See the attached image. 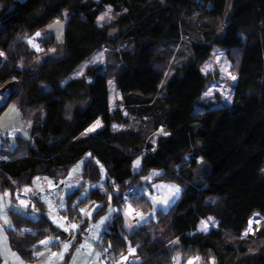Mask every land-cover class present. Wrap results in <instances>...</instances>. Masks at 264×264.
Listing matches in <instances>:
<instances>
[{"label": "trees", "instance_id": "1", "mask_svg": "<svg viewBox=\"0 0 264 264\" xmlns=\"http://www.w3.org/2000/svg\"><path fill=\"white\" fill-rule=\"evenodd\" d=\"M106 7L113 21L99 26ZM63 13L61 43L35 37ZM181 45L187 59L164 81ZM104 47L117 49L112 76L89 67L73 77ZM213 47L223 49L236 79L229 105L203 107L207 79L199 66ZM54 49L59 53L46 58ZM0 51V87L17 81L9 103L28 122L26 141L19 139L11 151L0 144V190L13 203L15 189L27 192L36 177L63 180L86 157L83 184H97L101 169L106 174L104 191L92 188L87 201L118 209L96 243L110 258L120 261L130 248L136 264H174L177 255L203 264H264V221L253 238H242L252 216L264 218V0H0ZM110 79L128 116L166 133L154 146L145 133L111 130L126 119L110 111ZM96 120L102 127L86 134ZM151 171L159 172L154 181L178 185L180 196L156 212L152 226L128 234L121 215L127 207L120 204L134 187L131 212L149 210L136 184ZM77 194L65 197L64 216L79 221L71 209ZM208 217L216 227L195 232ZM11 218V245L27 261L41 241L60 234L43 215L31 219L12 210Z\"/></svg>", "mask_w": 264, "mask_h": 264}, {"label": "rangeland", "instance_id": "2", "mask_svg": "<svg viewBox=\"0 0 264 264\" xmlns=\"http://www.w3.org/2000/svg\"><path fill=\"white\" fill-rule=\"evenodd\" d=\"M94 1L97 2L98 0H94ZM159 1L161 2L163 0H159ZM66 19H67V14L63 13L60 19L55 20L49 25H47L42 31L38 32L37 34L39 35L36 34L35 37L42 39L47 36H53L54 40L57 43H61L63 40V31H64ZM112 21H113L112 9L110 7H106L104 11L99 14L97 19V24L99 26L104 27V26H108V24H110ZM116 33L117 31L114 27H110L108 29V35L110 37H114ZM191 39H193L195 42L198 41L196 37H192ZM50 51H51L50 54L46 55V58L48 57L54 58L59 53V50L57 49ZM115 51H117V49L113 47L101 48L100 50L95 52L87 61H85L81 66L77 68L76 72L73 74V77H80L84 73V71L89 67H98L100 71L106 73L109 76H112L114 69H116L118 66L117 62L114 59ZM178 53L179 54H176L177 56L175 58H172L169 67L165 70L164 81H167L169 77H171L174 67L177 64H179L182 60L187 59L188 52L186 50V46L181 45L180 52L178 51ZM4 59H5V55L2 52V58L0 59V61L3 62ZM199 70L202 73V75L207 79V84L201 96L199 105L203 107H218L221 105H229L233 94L232 87L233 84L235 83L236 76L231 70V63L226 58L223 49L218 47H213L210 56L199 66ZM233 77H235V79H233ZM108 83L110 87L109 99H110L111 109L112 110L118 109L122 117L126 119L125 124L115 125L114 127H117L118 130H123V131H127V130L138 131L140 133H143V131H148L149 130L148 122L142 120L140 121L139 119L130 117L127 115L126 112H124L121 109V106L118 105L120 101V96L117 93V91L113 88L112 79H110ZM14 88H17V81ZM196 109L199 110L198 107ZM17 115L18 112L14 104L8 105L7 109L0 113V132L4 134V138L0 139V144L3 143L4 146H7L6 147L7 150H10L18 142L19 139H22L23 141H26L28 139V134L27 131L23 128L22 126L23 124L14 121ZM163 133L165 132L163 131ZM153 135L155 136L157 135V133L153 132ZM149 140H152L151 142H154L156 139H154V137L152 136L149 138ZM84 161L85 159L81 160L80 162H78L69 169L66 177L63 179V185H61L64 187L63 196L60 195L61 191L59 185H56L54 188H51V193L53 194V198L46 191L42 190L40 187H37L38 188L37 190L41 195L42 202L45 207L44 209L41 207H37L35 211L23 210L22 212L21 209L16 208L14 205L11 206V209H14L19 213L22 212V214H24L25 216L31 219H37L41 215H43L48 220L51 221V223L60 232V234L62 233L64 235L66 234L69 236L71 235V231H70L71 227L67 226L66 222H72V224H75L77 226L76 227L77 229L79 227L78 224L80 222L78 223L77 221H74L73 219H71L72 217L67 219L68 217L65 215V212L67 213V202L65 203V197L68 194L72 193L73 191L74 192L78 191L77 196L74 198V201L71 203V209L74 211V214L80 217L81 221H85L84 229L86 228L88 229V233L86 234V236L89 237L92 236L93 237L92 241L95 242V244L96 243L99 244L101 234L109 225V222L111 220L110 218L113 217L114 214H117L118 210L110 205H106L104 210L103 207L100 208L101 205H99L98 203L87 201L86 197L92 188L103 187L106 174L104 170L101 169L100 181L97 184H92V185H89L88 183L83 184L81 173H82V167ZM199 163L200 162H198V164ZM138 168H139V160L137 159L134 162L133 170L136 171L138 170ZM198 171H199L198 175H201L203 171V167L200 166ZM158 173L159 172L157 171H151V173L148 176L141 179V181L137 182L136 184L137 191L145 197L148 203H150L149 210H147L146 212L140 209L137 215L138 224L135 225L137 227L140 225L141 221L143 220L146 223L150 221V219L155 220L156 212L159 210H166L171 204V202L174 200L173 198H176L175 196H178V194H180L178 193L179 191L178 185L173 183L154 181L153 174H158ZM36 186L38 185L36 184ZM57 198L60 201V206L56 205L55 200ZM99 208L100 210L102 209L101 213L96 214ZM88 213H90V215ZM64 215L67 218L64 217ZM131 221L133 222L132 218ZM258 221H259L258 218L257 220L253 221L255 226L258 224ZM207 225L209 227L211 226V224L209 223H207ZM207 225L204 224V227H208ZM65 229L68 230L66 231ZM60 234H58V237H55L56 242L61 241L62 237L60 236ZM242 238L251 239L253 238V235L252 236L247 235L246 237L242 236ZM52 239L50 241H54ZM67 245L69 247L70 243L67 242ZM54 252L55 254L64 253L63 250H61V252L55 250ZM132 260L135 259L133 258ZM174 261H176V264H180L178 255L175 256ZM128 264H132V261H129Z\"/></svg>", "mask_w": 264, "mask_h": 264}, {"label": "crops", "instance_id": "3", "mask_svg": "<svg viewBox=\"0 0 264 264\" xmlns=\"http://www.w3.org/2000/svg\"><path fill=\"white\" fill-rule=\"evenodd\" d=\"M109 88L110 87H109V83H108V90L110 91ZM10 104H12V103H8L6 105V107H4L0 111V113L3 112L4 110H6L7 106ZM110 111H113V110L110 108ZM14 121H17V123L23 124L22 125L23 128L26 131H28V122L21 120L18 115ZM99 122H100L99 120H96L93 124H91L86 129L85 133L86 134H92V133L96 132L97 130H99L102 127L101 122L100 123ZM97 125H99V126H97ZM115 125L116 124H111V126H110L111 130L117 131V132L123 131V130H118L117 127H114ZM148 127H149V130H148L149 132L143 131V133H145L146 135L150 134V135H148V139L152 136L154 137V139H156L154 142H151L152 140H149L150 145L154 146L159 137L166 136V134L163 133L161 127L157 128V129H152L150 123H148ZM133 132L138 133V131H133ZM153 132L157 133V135L154 136ZM27 134H28V132H27ZM16 145H17V143L8 151H11ZM6 147L7 146H5V149L7 150ZM85 159H86V157H85ZM36 184L38 186H36ZM56 185L60 186V191H61L60 195L63 196L64 187L61 186V185H63V180L56 181V180L47 179L44 177H36L26 187V190L36 200L37 207H41L44 209L45 207L43 205L42 198H41L40 193L37 190L38 189L37 187H40L42 190L46 191L53 198V194L51 193V188H54ZM180 191H181V188L179 187L178 193H180ZM179 196H180V194H178V196H175L176 198H173L174 200L171 202V204ZM55 202H56L57 206H60V201L58 198L55 200ZM12 205H14L16 208L21 209L22 212H23V210H26L23 207L13 203L11 198H10V194L7 191L0 190V264H98V257H100V249H98L96 247L95 242L92 241V239H93L92 236L91 237L86 236V234L88 233V229L87 228L84 229V227H78V229L77 228H75V229L71 228L70 229L71 235H69V236L66 234L65 235L60 234L62 239L59 242L55 241L56 240L55 237H58V235H52V236L44 239L43 241L47 240L48 243L47 244L41 243L40 248L33 252V257H34L33 261H27V260L23 259L19 255V253L13 249V247L11 245V235H12L11 232L14 231L13 224H12V218H11V211L14 210V209H11ZM14 211H16V210H14ZM131 211H132V208L127 207L124 210V213L121 214L122 218H123V228L125 229V231L128 234L136 231L138 228H147V227H150L154 224L153 223L154 220L150 219V221H148L147 223L143 220V221H141V223L138 227L135 226L136 224H138V220L136 217L135 222L131 221V217H130V214L132 213ZM162 211H165V210H162ZM115 215L116 214H114V216ZM114 216L110 218L111 219L110 222L113 220ZM5 219H7L8 223H5ZM78 219H79V221H77V220H74V221H77L79 223L81 221L80 217ZM81 223H82V221H81ZM207 223L211 224V226L209 227L207 225ZM204 224H206L208 227H204ZM66 225L70 226V225H72V222H66ZM215 227H216V221L213 218L208 217L204 220H201L197 224L195 232L206 233L210 229L215 228ZM81 233H84L85 237L80 236ZM51 239L54 241H50ZM67 242H69L70 245L67 248V250H65L64 246L67 244ZM55 250H57L58 252H61V250H63L64 253L63 254L62 253L61 254L60 253L55 254V252H54ZM132 259L133 258L131 257V249L127 248L125 251V254H123L121 256L119 264H122V263L128 264L129 261H132V264H136L137 261L132 260ZM179 262H180V264H203L197 259H189L186 261H182L179 258ZM174 264H176V261L174 262Z\"/></svg>", "mask_w": 264, "mask_h": 264}, {"label": "built area", "instance_id": "4", "mask_svg": "<svg viewBox=\"0 0 264 264\" xmlns=\"http://www.w3.org/2000/svg\"><path fill=\"white\" fill-rule=\"evenodd\" d=\"M39 45H40L39 41L34 40L32 42V46H34V47H37ZM12 83H13V86L16 85L15 79L12 80ZM11 89H12V87H10V88L0 87V107L6 102L7 98L10 96ZM3 138H4V134L0 132V139H3ZM12 198L17 205L23 207L27 211H32L35 209L34 199L32 198V196L28 192H26L22 188L15 189L12 192ZM137 198H138V195H137V192L134 189V187H129L126 190L125 197H124L123 201L121 202L120 206L123 207V209H124L125 207L130 206L131 201L133 199H137ZM131 218H132L133 222L136 221V210H134L131 213ZM257 218L259 219V221H258V224L255 226L253 221L257 220ZM263 221H264L263 217H260L259 215L255 214L254 216H252L248 220L247 227L243 231L242 236H244V237H246L247 235L248 236H252V235L254 236L258 226ZM80 236L84 237V234L81 233ZM100 239H102V235H101ZM98 264H118V261L114 260L108 256L106 248L105 249L101 248L100 249V257L98 258Z\"/></svg>", "mask_w": 264, "mask_h": 264}, {"label": "water", "instance_id": "5", "mask_svg": "<svg viewBox=\"0 0 264 264\" xmlns=\"http://www.w3.org/2000/svg\"><path fill=\"white\" fill-rule=\"evenodd\" d=\"M7 85H8V86H12L13 83L8 82ZM15 92H16V88H13V90H12V94L7 98L6 102L0 107V111H1L4 107H6V105L9 103L11 97L15 94ZM122 264H125V263H122Z\"/></svg>", "mask_w": 264, "mask_h": 264}, {"label": "snow or ice", "instance_id": "6", "mask_svg": "<svg viewBox=\"0 0 264 264\" xmlns=\"http://www.w3.org/2000/svg\"><path fill=\"white\" fill-rule=\"evenodd\" d=\"M37 35H39V34H37ZM233 79H235V77H233ZM97 126H99V125H97ZM138 163V162H137ZM177 191H178V189H177ZM82 211H85V210H82ZM89 215H90V213H88ZM5 223H8V221H7V219H5ZM70 227L72 228V229H75L77 226L75 225V224H72V225H70ZM66 231L68 230V229H65ZM41 243H45V244H47L48 243V241H42ZM65 250H67V248H68V245L66 244L65 246ZM83 247V246H82ZM134 251V250H133Z\"/></svg>", "mask_w": 264, "mask_h": 264}, {"label": "clouds", "instance_id": "7", "mask_svg": "<svg viewBox=\"0 0 264 264\" xmlns=\"http://www.w3.org/2000/svg\"><path fill=\"white\" fill-rule=\"evenodd\" d=\"M9 82H11L12 83V80L11 81H9ZM2 87H5V88H10V87H12V89H11V94H12V90H13V88H14V86L12 85V86H8L7 85V83L4 85V86H2ZM10 94V95H11ZM130 217H131V214H130ZM137 217V216H136ZM79 224H81V221H80V223ZM82 234H84V233H82ZM85 236V235H84ZM118 264H119V261H118Z\"/></svg>", "mask_w": 264, "mask_h": 264}, {"label": "bare ground", "instance_id": "8", "mask_svg": "<svg viewBox=\"0 0 264 264\" xmlns=\"http://www.w3.org/2000/svg\"><path fill=\"white\" fill-rule=\"evenodd\" d=\"M2 58V52L0 51V59Z\"/></svg>", "mask_w": 264, "mask_h": 264}]
</instances>
